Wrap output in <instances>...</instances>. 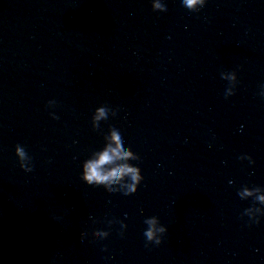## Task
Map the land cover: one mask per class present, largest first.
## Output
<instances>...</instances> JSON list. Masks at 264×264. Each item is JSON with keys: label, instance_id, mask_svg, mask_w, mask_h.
<instances>
[{"label": "water", "instance_id": "water-1", "mask_svg": "<svg viewBox=\"0 0 264 264\" xmlns=\"http://www.w3.org/2000/svg\"><path fill=\"white\" fill-rule=\"evenodd\" d=\"M169 3L0 0V264H264V218L249 226L252 200L237 195L264 187V0ZM232 70L239 84L225 99L220 73ZM107 104L125 113L93 131ZM114 123L141 157L132 196L80 175ZM153 215L168 232L145 247ZM113 218L125 236L116 224L99 240Z\"/></svg>", "mask_w": 264, "mask_h": 264}, {"label": "clouds", "instance_id": "clouds-1", "mask_svg": "<svg viewBox=\"0 0 264 264\" xmlns=\"http://www.w3.org/2000/svg\"><path fill=\"white\" fill-rule=\"evenodd\" d=\"M209 0H181L184 8L190 12H199L203 9ZM158 11L170 12L171 4L169 0H155ZM222 80L228 82V86L224 92V98L228 99L236 94V89L239 84L237 71H223L220 73ZM256 95L260 99H264V83L259 85V90ZM57 102L49 100L46 104V109H49V116L53 120H58L55 109ZM125 106L117 107L114 104L101 105L94 109L91 115V128L93 131L103 130L106 122L115 120L116 117L122 116L125 113ZM108 143L106 147L94 150L91 155L84 159L80 164L81 179L90 183L93 186L107 187L114 194L123 196H132L138 192L141 184L144 181L142 168L138 165L141 157L134 152L129 144L128 133L119 123L112 125V130L107 132ZM211 147V145H209ZM15 156L19 163L20 169L25 173L33 171L32 157L27 153L25 147L21 144L15 146ZM241 161L247 160L249 165H254L255 161L250 155H241ZM233 181H229L232 184ZM237 195L241 200H252V206L245 208L241 213V218L248 217L249 226L259 224L264 218V187L242 186L237 190ZM141 215L143 210L141 209ZM127 213H125V219ZM125 219H105L102 223H106L108 230H98V238L103 241L110 237L113 225L119 224V236L123 238L127 231L128 225ZM145 228L143 236L145 238V247L160 246L164 241V236L168 232V227L161 223L158 216H149L143 219ZM103 251L107 252L105 246ZM105 259H110L106 257Z\"/></svg>", "mask_w": 264, "mask_h": 264}]
</instances>
